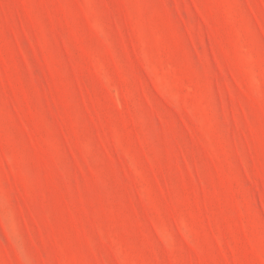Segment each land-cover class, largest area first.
I'll return each mask as SVG.
<instances>
[{
	"label": "rangeland",
	"instance_id": "obj_1",
	"mask_svg": "<svg viewBox=\"0 0 264 264\" xmlns=\"http://www.w3.org/2000/svg\"><path fill=\"white\" fill-rule=\"evenodd\" d=\"M0 264H264V0H0Z\"/></svg>",
	"mask_w": 264,
	"mask_h": 264
}]
</instances>
